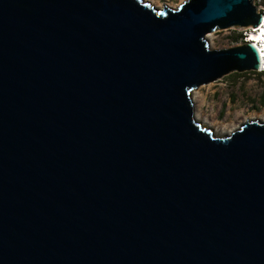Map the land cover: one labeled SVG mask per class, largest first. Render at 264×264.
I'll use <instances>...</instances> for the list:
<instances>
[{
	"label": "water",
	"instance_id": "obj_1",
	"mask_svg": "<svg viewBox=\"0 0 264 264\" xmlns=\"http://www.w3.org/2000/svg\"><path fill=\"white\" fill-rule=\"evenodd\" d=\"M252 0H0V264H264V122L190 98L257 71Z\"/></svg>",
	"mask_w": 264,
	"mask_h": 264
},
{
	"label": "rangeland",
	"instance_id": "obj_2",
	"mask_svg": "<svg viewBox=\"0 0 264 264\" xmlns=\"http://www.w3.org/2000/svg\"><path fill=\"white\" fill-rule=\"evenodd\" d=\"M154 8H173L183 0H142ZM259 11L264 9V0H252ZM249 29L231 27L208 32L205 37L209 49H226L241 45L233 37L249 35ZM195 121L210 128L213 135L221 136L235 130L247 117L264 116V76L258 71L230 72L218 79L200 85L190 94ZM194 116V115H193ZM246 118V119H244ZM254 120V119H253ZM261 122V121H260ZM232 125V130L222 132ZM234 127V128H233Z\"/></svg>",
	"mask_w": 264,
	"mask_h": 264
},
{
	"label": "bare ground",
	"instance_id": "obj_3",
	"mask_svg": "<svg viewBox=\"0 0 264 264\" xmlns=\"http://www.w3.org/2000/svg\"><path fill=\"white\" fill-rule=\"evenodd\" d=\"M263 18L260 19V23L259 25H262L264 24V16H262ZM258 25V26H259ZM257 28V27H256ZM247 29H249V37L246 38L244 41L245 42H248V43H251V41H254V43H252V45L255 47L257 53H258V56H259V67H261L262 69H264V48H260V47H256L258 46L257 45V41H256V38H254V29L255 28H252V27H248ZM208 34V33H207ZM205 34V37H210V35H207ZM247 36V35H246ZM256 42V43H255ZM258 48V49H257ZM259 50V51H258ZM194 115V118L196 117V113L193 114ZM251 120L253 119H257L255 116H249L247 117ZM246 119V118H244ZM258 119L261 121V122H264V116L263 115H259L258 116ZM245 121V120H244ZM234 128V127H233ZM232 130V125L231 126H228L227 128H224L222 132H229Z\"/></svg>",
	"mask_w": 264,
	"mask_h": 264
},
{
	"label": "trees",
	"instance_id": "obj_4",
	"mask_svg": "<svg viewBox=\"0 0 264 264\" xmlns=\"http://www.w3.org/2000/svg\"><path fill=\"white\" fill-rule=\"evenodd\" d=\"M238 39H239V40H238ZM233 40H234V41H237V40H238L240 43H242V42H243V37H237V36H234V37H233ZM244 40H245V39H244ZM259 75H260V76H264V73L259 72Z\"/></svg>",
	"mask_w": 264,
	"mask_h": 264
},
{
	"label": "built area",
	"instance_id": "obj_5",
	"mask_svg": "<svg viewBox=\"0 0 264 264\" xmlns=\"http://www.w3.org/2000/svg\"><path fill=\"white\" fill-rule=\"evenodd\" d=\"M257 11H259V10L257 9ZM260 12L262 13V14H261V18H263L262 16H264V9H261ZM257 49H258V48H257ZM258 51H259V50H258ZM257 71H258V72H261V73H264V69H262L261 67H259V68L257 69Z\"/></svg>",
	"mask_w": 264,
	"mask_h": 264
},
{
	"label": "clouds",
	"instance_id": "obj_6",
	"mask_svg": "<svg viewBox=\"0 0 264 264\" xmlns=\"http://www.w3.org/2000/svg\"><path fill=\"white\" fill-rule=\"evenodd\" d=\"M258 25H259V24H258ZM259 26H260V25H259ZM257 27H258V26H257ZM245 36H246V35L243 36V40L245 39ZM256 47H257V46H256ZM263 48H264V45H263ZM263 59H264V58H263Z\"/></svg>",
	"mask_w": 264,
	"mask_h": 264
}]
</instances>
